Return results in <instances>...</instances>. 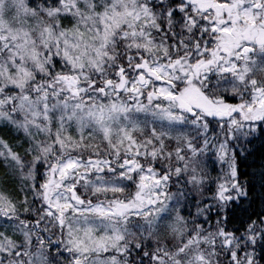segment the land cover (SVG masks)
Instances as JSON below:
<instances>
[{
	"label": "snow or ice",
	"instance_id": "1",
	"mask_svg": "<svg viewBox=\"0 0 264 264\" xmlns=\"http://www.w3.org/2000/svg\"><path fill=\"white\" fill-rule=\"evenodd\" d=\"M0 264H264V0H0Z\"/></svg>",
	"mask_w": 264,
	"mask_h": 264
}]
</instances>
